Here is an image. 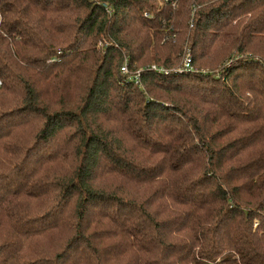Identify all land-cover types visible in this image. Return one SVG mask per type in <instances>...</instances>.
<instances>
[{
	"label": "trees",
	"instance_id": "obj_1",
	"mask_svg": "<svg viewBox=\"0 0 264 264\" xmlns=\"http://www.w3.org/2000/svg\"><path fill=\"white\" fill-rule=\"evenodd\" d=\"M161 3L0 0V264H264V0Z\"/></svg>",
	"mask_w": 264,
	"mask_h": 264
},
{
	"label": "built area",
	"instance_id": "obj_2",
	"mask_svg": "<svg viewBox=\"0 0 264 264\" xmlns=\"http://www.w3.org/2000/svg\"><path fill=\"white\" fill-rule=\"evenodd\" d=\"M165 1H168V0H165ZM104 6L106 8H109V5H107L106 3H104ZM153 68L156 69V70H159V71L163 70L162 68H158L156 65H153ZM121 70L123 72H128V67H127V63L126 62L122 65ZM191 70H193L192 58H191L190 51L187 50V55L184 58V61H183L182 65L179 67V69L177 71L186 72V71H191ZM138 74H139V72H137L135 77L139 76ZM0 84H1V82H0Z\"/></svg>",
	"mask_w": 264,
	"mask_h": 264
},
{
	"label": "rangeland",
	"instance_id": "obj_3",
	"mask_svg": "<svg viewBox=\"0 0 264 264\" xmlns=\"http://www.w3.org/2000/svg\"><path fill=\"white\" fill-rule=\"evenodd\" d=\"M159 1H160V3L162 2V0H159ZM161 4H162V3H161ZM99 44H101V42H100ZM153 65H156V64H153V63H152V64L150 65L151 69H154V68H153ZM156 66H157V65H156ZM157 67H158V68H161V67H159V66H157ZM158 71H159V70H158ZM138 79H139V76L136 77L137 82H138Z\"/></svg>",
	"mask_w": 264,
	"mask_h": 264
}]
</instances>
